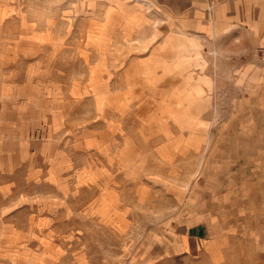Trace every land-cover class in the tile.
<instances>
[{
    "label": "rangeland",
    "instance_id": "obj_1",
    "mask_svg": "<svg viewBox=\"0 0 264 264\" xmlns=\"http://www.w3.org/2000/svg\"><path fill=\"white\" fill-rule=\"evenodd\" d=\"M155 16L0 0V264H264V45Z\"/></svg>",
    "mask_w": 264,
    "mask_h": 264
},
{
    "label": "crops",
    "instance_id": "obj_2",
    "mask_svg": "<svg viewBox=\"0 0 264 264\" xmlns=\"http://www.w3.org/2000/svg\"><path fill=\"white\" fill-rule=\"evenodd\" d=\"M166 25L187 34L215 36L249 35L264 45V0H140ZM182 221L175 238L182 250L193 245L216 242L220 236L214 222ZM211 242V241H210ZM198 245V246H199ZM197 246V248H198Z\"/></svg>",
    "mask_w": 264,
    "mask_h": 264
}]
</instances>
